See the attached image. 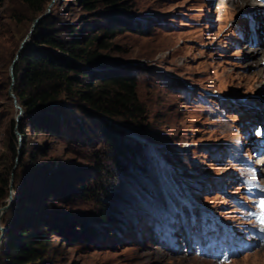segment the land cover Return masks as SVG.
Masks as SVG:
<instances>
[{"label":"rangeland","instance_id":"rangeland-1","mask_svg":"<svg viewBox=\"0 0 264 264\" xmlns=\"http://www.w3.org/2000/svg\"><path fill=\"white\" fill-rule=\"evenodd\" d=\"M252 1L121 0L114 8L87 11L78 0H46L44 10L77 28L80 39L96 35L102 41L104 47L97 40L89 46L101 55L91 67L95 84L108 71L135 76L143 113L108 119L65 102L46 128L27 127L23 136L18 103L8 95V67L36 13L22 0H0V190L2 180L12 178L13 201L17 188L34 194L30 202L12 201L6 220L24 212L40 219L53 264H264V245L217 263L173 253L163 243L179 205L192 202L233 226L251 223L233 195L259 208L261 199H247L234 175L264 186V159L252 171L224 157L264 106L262 39L260 48L234 31L250 13L260 33L264 4ZM101 118L139 148L136 164L113 151ZM46 185L47 192L38 193ZM52 225L59 231L51 233Z\"/></svg>","mask_w":264,"mask_h":264},{"label":"trees","instance_id":"trees-1","mask_svg":"<svg viewBox=\"0 0 264 264\" xmlns=\"http://www.w3.org/2000/svg\"><path fill=\"white\" fill-rule=\"evenodd\" d=\"M22 1L35 10L33 18L40 15L46 6V0ZM78 1L85 10L96 11L100 7L114 8L121 0ZM109 17L114 23L118 22L114 16ZM76 29L61 25L49 13L37 21L28 42L19 51L12 69V90L23 111L19 119L21 135H25L27 127L46 128L55 110L65 102L82 103L108 119H137L142 116L135 76L129 72L108 71L103 73L101 82L95 84L97 73L91 67L99 62L101 55L91 51L89 46L96 40L102 47L103 43L96 35L80 39L75 33ZM95 29L97 31L98 26ZM108 32L112 33L113 30L106 29L105 33ZM100 127L113 151L119 157H129L136 164L134 156L139 148L125 142L119 130L102 118ZM2 185L4 189L0 190V206L6 203L8 197L7 178L2 180ZM47 188H39L38 193L44 194ZM15 197L22 204L26 199L30 202L34 194L29 192V188L23 187L17 188ZM13 203L0 220V224L5 227L0 242V264H53L48 257V228H44V224L42 226L40 219L32 217L31 212L6 220ZM49 229L51 233L59 231L53 225Z\"/></svg>","mask_w":264,"mask_h":264},{"label":"water","instance_id":"water-1","mask_svg":"<svg viewBox=\"0 0 264 264\" xmlns=\"http://www.w3.org/2000/svg\"><path fill=\"white\" fill-rule=\"evenodd\" d=\"M49 12V9L46 8V10H44L40 15L36 16L35 18H33L32 22H31V25H30V28L28 30V33L26 34L25 38L23 39V41L20 43L17 51L14 53V56L13 58L11 59V62L9 64V67H8V70H9V73L12 74V69H13V66H14V63L16 62V60L18 59V55H19V51L21 50V48L23 47L24 43L26 40L29 39V35L31 33V31L33 30L35 24L37 23V21L42 18L43 16L47 15ZM8 95L13 99L14 102H17L16 100V97L13 93V90H12V86L9 87L8 89ZM17 108H18V113L16 114L15 116V119L16 120H19L20 117H21V114H22V108L19 106V105H16ZM9 187L12 188V178H10V182H9ZM13 199H12V195H8L7 197V201L5 204L1 205L0 206V220H1V216L2 214L10 207L11 203H12ZM5 233V227H3L1 224H0V242H1V239L3 237Z\"/></svg>","mask_w":264,"mask_h":264},{"label":"bare ground","instance_id":"bare-ground-1","mask_svg":"<svg viewBox=\"0 0 264 264\" xmlns=\"http://www.w3.org/2000/svg\"><path fill=\"white\" fill-rule=\"evenodd\" d=\"M259 1H261V0H259ZM249 2H250L251 4H254V5L256 4V3H254V1H252V0H245V3H249ZM263 4H264V2H263ZM262 9L264 10V8H262ZM263 15H264V11H263ZM253 17H254V16H253ZM255 20H256V19H255ZM254 28H255V35H256V37H255V36H254V37H255L257 40H256L255 43H254L253 41H251L250 44H251V45H257V46H259L258 44H259V42H260V41H259L260 39H262V42H263V44H264V20L262 21V25H261V27H260V28H261L260 33L257 32V28H258L257 20H256V24H254ZM263 44H262V45H263ZM259 47H260V46H259ZM260 48H262V47H260ZM259 50H263V49H259ZM261 158L264 159L263 156H262ZM261 158H259V160L257 161L256 164H258V163L260 162Z\"/></svg>","mask_w":264,"mask_h":264},{"label":"snow or ice","instance_id":"snow-or-ice-1","mask_svg":"<svg viewBox=\"0 0 264 264\" xmlns=\"http://www.w3.org/2000/svg\"><path fill=\"white\" fill-rule=\"evenodd\" d=\"M259 208L261 209V212H260V223L262 225H264V198H262L260 201H259Z\"/></svg>","mask_w":264,"mask_h":264}]
</instances>
